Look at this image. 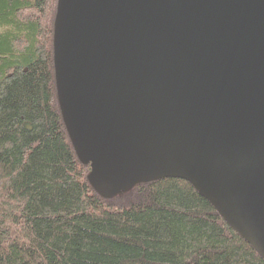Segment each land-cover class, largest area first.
Returning a JSON list of instances; mask_svg holds the SVG:
<instances>
[{
    "label": "water",
    "instance_id": "95a60500",
    "mask_svg": "<svg viewBox=\"0 0 264 264\" xmlns=\"http://www.w3.org/2000/svg\"><path fill=\"white\" fill-rule=\"evenodd\" d=\"M53 72L98 195L184 181L264 261V0H57Z\"/></svg>",
    "mask_w": 264,
    "mask_h": 264
},
{
    "label": "trees",
    "instance_id": "16d2710c",
    "mask_svg": "<svg viewBox=\"0 0 264 264\" xmlns=\"http://www.w3.org/2000/svg\"><path fill=\"white\" fill-rule=\"evenodd\" d=\"M57 0H0V264H264L186 182L102 197L53 72Z\"/></svg>",
    "mask_w": 264,
    "mask_h": 264
}]
</instances>
